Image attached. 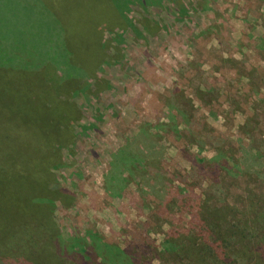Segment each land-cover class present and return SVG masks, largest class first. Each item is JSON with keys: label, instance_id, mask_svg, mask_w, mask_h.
<instances>
[{"label": "rangeland", "instance_id": "rangeland-1", "mask_svg": "<svg viewBox=\"0 0 264 264\" xmlns=\"http://www.w3.org/2000/svg\"><path fill=\"white\" fill-rule=\"evenodd\" d=\"M31 7L54 34L67 31L90 39L88 29L94 28L109 44L100 46L95 72L81 73L69 88L48 80L55 84L49 96L67 101L73 115L72 142L61 149L62 161L53 169L55 179L73 196L70 206L60 200L53 206V219L63 237L84 235L94 227L107 240L124 245L119 233L133 222L153 217V207L148 206L151 196L141 197L144 189L150 193L141 171L136 172L141 177L126 176L128 182L119 194L110 192L112 186L119 188L117 177L126 161L112 168L123 147L127 156L145 154L150 171L160 155V171L165 166L188 169L194 161L196 175L218 181L215 196L238 201L237 208L248 200L243 181L233 180L231 164L224 167L223 161L232 153L239 155L233 142L240 138L264 151L263 0H33ZM97 21L98 29L93 27ZM88 39L79 47L86 50ZM37 64L25 70L37 74L24 83L22 75L0 72L2 133V128L10 131L8 126L22 131V126L37 124L45 113L54 112L43 111L38 101L50 86L39 67L35 69ZM55 67L60 77L68 70L61 62ZM96 81L104 88L97 91ZM245 122L249 136L241 132ZM189 125L201 129L203 136L214 135L225 156L213 145L191 143L185 133L176 132ZM11 141V150L17 148L16 156L21 157L20 140ZM153 142L154 153L147 149ZM201 158L219 167L200 162ZM223 181L231 185V195L223 189ZM151 237L160 244L162 230L151 232Z\"/></svg>", "mask_w": 264, "mask_h": 264}, {"label": "trees", "instance_id": "trees-1", "mask_svg": "<svg viewBox=\"0 0 264 264\" xmlns=\"http://www.w3.org/2000/svg\"><path fill=\"white\" fill-rule=\"evenodd\" d=\"M32 5L33 0H0V72L22 75L24 83L37 74L25 71L37 61L35 69L39 67L38 73L50 86L38 101L43 111L54 112L45 113L37 124L22 126V131L15 126H8L10 131L2 128L3 133L0 130V264H264V179H259L263 187L258 180L264 174V151L243 144L241 138L238 143L233 142L239 146V155L232 153L223 161L224 167L231 164L232 179L240 178L241 185L247 188L248 200L241 202V209L235 206L238 201L234 204L221 195L215 196L214 186L216 190L220 187L218 181L196 175L194 161L188 169L165 166L160 171V155L158 165L150 171L145 165V154L137 151L135 158L127 156L123 147L112 168L116 170L117 164L126 161L123 173L117 177L119 188L112 186L110 192L119 194L128 182L126 176L132 178L141 171L142 177L139 176L150 190L148 193L144 189L141 197L146 200L151 196L148 206L153 207V217L133 222L129 230L119 233L124 237V245L118 240H107L94 227L87 228L84 235H61L53 219L54 202L60 200L68 207L73 196L55 179L53 169L62 161L61 149L72 142L73 115L67 101L49 94L55 84L69 88L79 81L81 73L95 72L98 50L102 44H109L94 28L86 30L90 39L80 33L79 37L67 31L50 32ZM99 23L95 22L93 27L98 29ZM34 35L37 37L31 38ZM86 39L89 43L84 50L79 45ZM57 62L68 69L62 77L56 75ZM102 84L96 81L97 91L104 88ZM248 126V122L241 125L243 135H251ZM176 132L185 133L191 143L204 142L215 146L219 154L222 152L214 135H204L206 140L201 129L189 125L187 129L177 128ZM12 139L20 140L21 157L16 156L17 148L11 150ZM147 149L154 153L155 142ZM200 162L219 167L203 158ZM223 184L231 195V185L224 181ZM153 227L162 230L160 244L151 237V232H158Z\"/></svg>", "mask_w": 264, "mask_h": 264}]
</instances>
